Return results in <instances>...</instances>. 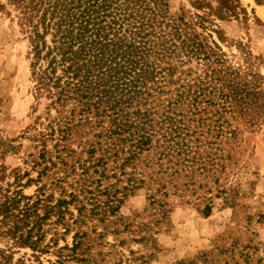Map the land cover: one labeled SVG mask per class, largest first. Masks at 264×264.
Here are the masks:
<instances>
[{"label":"rangeland","instance_id":"rangeland-1","mask_svg":"<svg viewBox=\"0 0 264 264\" xmlns=\"http://www.w3.org/2000/svg\"><path fill=\"white\" fill-rule=\"evenodd\" d=\"M40 1L24 24L17 1L0 0V196L20 191L28 204L41 199L40 217L44 207H54L42 221L38 249L0 236L8 264H264V5L164 0L154 14L146 9V16H167L178 25L176 47L168 50L175 70L141 106L148 109L152 140L129 156L128 141L118 155L104 153L105 146L91 151L101 125L92 114L76 125L78 109L71 111L78 98L70 99L65 67L53 75L48 68L52 78L37 92L35 74L49 60L31 65L38 19L37 32L45 34L41 56L52 46L54 30L40 23L44 8L47 23L66 9L75 17L111 16L112 1L102 7L100 0H58L54 13L49 2L57 0L32 2ZM211 83L222 84L227 109L204 93ZM58 96L63 101H55ZM166 117L173 129L163 135ZM66 121L71 130L62 138ZM72 192L95 207L86 223L72 224L76 201L62 204L64 216L56 221L59 199ZM108 206L116 207L114 214Z\"/></svg>","mask_w":264,"mask_h":264},{"label":"trees","instance_id":"trees-1","mask_svg":"<svg viewBox=\"0 0 264 264\" xmlns=\"http://www.w3.org/2000/svg\"><path fill=\"white\" fill-rule=\"evenodd\" d=\"M10 1H17V5L22 8V16H25L24 24L31 22V16L37 13L35 11L42 2ZM111 1L114 5L109 12L111 16L102 14V16L94 17L89 15L75 17L70 16V12L68 13L70 10L66 9L65 14L61 12L59 16H50L47 23H45V16L49 8H44L40 23L45 30L48 28L54 30L52 46H46L47 50L44 56H41L45 47L43 40L45 34L39 35L37 32L38 19L32 29L31 43L34 62L31 65L35 66L42 57L49 60L47 68L35 74L37 92L52 78L47 73L48 68L53 75L57 67H65L63 71L68 74L66 84L67 86L72 85V93L75 95L70 99L78 98L76 101L79 106L73 107L71 111L75 113L78 109L76 125L88 123L90 114L95 117L97 124L101 125V129L96 134L97 138L89 142L91 151L101 150L102 146H105L102 150L104 153L107 154L109 151L113 155H118V152L123 150V144L128 141L130 144L127 153L129 156H134L144 148H148L152 140V133L149 130L152 125L147 120L146 111L148 109L141 110V106L147 101L151 89L161 90L160 86L165 83L163 81L168 76H172L175 70L168 50L176 47L175 35L178 25H175L172 18L167 19V16H146V9L154 14L156 10L166 5L164 0H151L154 3L152 8H149L148 2L144 5V1H139V3L138 0ZM255 1L264 5V0ZM57 2L58 0L49 2L52 13L56 10ZM69 2L71 0L67 4ZM100 2L102 7L103 5L108 7L105 5L106 0H100ZM106 17L109 21H105ZM97 18L100 20L96 21ZM58 56H60L59 59ZM260 79L264 85V78L261 76ZM58 80L59 78L55 79V81ZM210 85L211 89L204 93L214 94L219 99L217 105L227 109L230 104L228 102L225 107L228 95L222 84L218 86L217 83H211ZM254 87H258L257 94L260 96L263 89L260 85ZM199 88L201 91L207 89ZM96 89L97 92H94ZM231 92H236L234 87ZM55 101H63V99L58 96ZM67 121L70 122L72 119L69 118ZM67 121L62 138L66 137L67 132L71 130ZM160 126L166 128L163 135L170 134L173 129L172 118L166 117ZM225 132L231 136L235 135L234 130ZM106 154H100L98 160L104 159ZM13 193L9 196L7 194L0 196V236L11 240L16 245L30 246L36 250L44 235L42 221L48 217L54 207L50 206L49 210L44 207V213L40 217L37 204L41 202V199L28 204L30 197L22 195L20 191ZM68 197L69 202L59 199L57 222L63 218L65 212L61 205L74 201H76L77 213L72 224L86 223L92 218L90 212L95 207L87 208L77 193H69ZM22 200L27 201L21 205ZM108 207L111 208L109 213L114 214L116 207ZM204 210V214L207 215L210 205H206ZM102 214H106L105 209L102 210ZM68 224V220H65L64 225ZM79 235L81 233L77 230L74 237L77 238ZM74 241L73 246L76 247L80 242L75 239ZM1 262L8 264L2 253H0Z\"/></svg>","mask_w":264,"mask_h":264},{"label":"bare ground","instance_id":"bare-ground-1","mask_svg":"<svg viewBox=\"0 0 264 264\" xmlns=\"http://www.w3.org/2000/svg\"><path fill=\"white\" fill-rule=\"evenodd\" d=\"M260 13L264 15V7H261Z\"/></svg>","mask_w":264,"mask_h":264}]
</instances>
